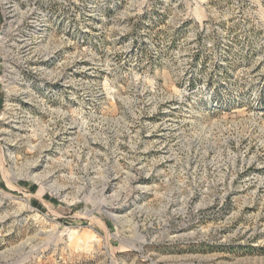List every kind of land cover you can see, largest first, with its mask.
Returning <instances> with one entry per match:
<instances>
[{"label": "rangeland", "instance_id": "374dc122", "mask_svg": "<svg viewBox=\"0 0 264 264\" xmlns=\"http://www.w3.org/2000/svg\"><path fill=\"white\" fill-rule=\"evenodd\" d=\"M36 1L0 40V264H264V0Z\"/></svg>", "mask_w": 264, "mask_h": 264}, {"label": "built area", "instance_id": "2783aa9c", "mask_svg": "<svg viewBox=\"0 0 264 264\" xmlns=\"http://www.w3.org/2000/svg\"><path fill=\"white\" fill-rule=\"evenodd\" d=\"M36 2V0H0V40H7L12 36L15 47L20 49L30 43L31 38L40 30L37 28L38 20L31 12L36 7ZM4 68L6 73L7 67ZM9 73H12V70Z\"/></svg>", "mask_w": 264, "mask_h": 264}]
</instances>
